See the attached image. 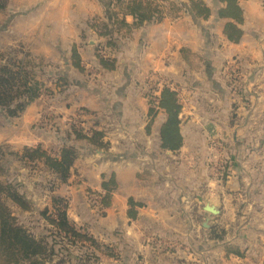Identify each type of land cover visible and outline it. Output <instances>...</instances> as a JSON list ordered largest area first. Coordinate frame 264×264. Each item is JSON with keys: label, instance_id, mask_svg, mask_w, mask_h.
Returning a JSON list of instances; mask_svg holds the SVG:
<instances>
[{"label": "crops", "instance_id": "1", "mask_svg": "<svg viewBox=\"0 0 264 264\" xmlns=\"http://www.w3.org/2000/svg\"><path fill=\"white\" fill-rule=\"evenodd\" d=\"M158 1L166 10L165 18L149 27L146 34L143 30L129 33L117 70L100 73L96 79L102 88L101 99L91 102L85 98L77 106L96 111L114 150H127V158L121 161L93 162L97 178L83 182L85 188L99 193L104 184L102 173L115 174L118 187L111 205L101 217L89 213L90 199L99 197L80 192L75 189L77 185L71 187L76 203L71 202L89 233L101 236L102 232L105 236L119 228L121 236L134 239L138 252L150 255L153 246L166 264H264V0H240V21L220 16L224 5L218 0H202L211 15L199 21L182 9L188 0ZM60 2H64V8L76 9L69 22L63 21ZM15 4L22 6L12 7L7 1V7L23 14L22 30L16 34L26 38L28 30L29 41L23 45L50 46L55 51L51 54L58 55L60 38L70 30L73 40L65 47L67 50L70 46V57H75L71 53L75 44L84 60L82 44L90 50L88 57L93 56L94 47H87L83 34L77 33L78 22L85 17H100L106 7L101 0H22ZM127 21L131 24L132 16ZM230 22L243 31L238 42L225 34ZM229 65L236 71L227 73ZM75 67H71L74 72L70 76L93 82L92 73H80ZM231 73L242 77L246 94L237 119L233 117L234 97L227 82L228 75L234 77ZM105 74L114 76L109 86ZM150 78L160 80V85L169 81L166 86L177 91L182 106L181 149L177 153L162 151L153 158L151 149L141 155V150L131 148L141 142L152 145L159 137H153L150 128L164 120L162 111L151 112L145 97L142 86ZM74 88L79 91V86ZM218 143L229 148H217ZM88 157L85 154L77 164L83 175L88 164H79ZM222 171L225 174L220 175ZM223 175L226 184L219 180ZM131 198L134 206L129 204ZM208 204L219 206L221 213L206 211ZM245 206L241 216L240 209ZM115 209L120 212L111 214ZM83 217L91 218L90 224ZM213 230L226 231V237L211 238ZM151 236L160 238L157 245L149 241ZM163 247L170 252L164 253ZM158 261L155 257L145 264Z\"/></svg>", "mask_w": 264, "mask_h": 264}, {"label": "trees", "instance_id": "2", "mask_svg": "<svg viewBox=\"0 0 264 264\" xmlns=\"http://www.w3.org/2000/svg\"><path fill=\"white\" fill-rule=\"evenodd\" d=\"M7 1L0 0V12L5 14L4 17L0 16V21L6 18ZM101 1L106 5L104 9V18L106 20H103L102 17H95L96 19H93L97 21L88 20V24L89 27L97 28V33L106 36V42L102 44L98 42L100 46H94V57L96 58L95 66L107 72L117 68L120 61L118 55L122 52L124 42L127 41L125 37H129V33L134 30H143L146 34L149 27L163 20L165 12L158 0ZM218 2L224 5L220 9V16L231 17L236 21L242 20L243 8L240 0H218ZM182 9L194 15L197 21H199L198 18H209L211 15V10L202 0H188ZM128 16L133 18L131 24L127 21ZM8 18H11V11L8 14ZM121 32H123L122 35ZM225 34L231 41L238 42L243 31L236 24L230 22L225 27ZM104 46L105 52L109 53L108 57H105L102 51ZM74 55L76 67L81 71L84 70L81 65L82 59L76 50H74ZM24 72V69L13 72L9 71L7 67L0 69V117L12 119L19 116L29 103L38 101L40 94L42 95V82L38 81V83L30 84L26 79L34 75L31 73L30 76L29 74H24ZM48 75L54 83L53 86L58 88L60 93L62 91L63 94L69 91L71 95L72 87L80 84L69 73H48L46 76ZM53 77L56 78L53 79ZM241 78L240 76L232 77L229 75L227 77L228 85L234 97V119L238 118L241 101L245 100L246 95L244 81ZM157 91L148 90L144 94L148 99L151 112L162 110L166 116L159 129V144L162 146V150L177 153L183 145L182 121L180 117L182 106L178 93L167 86ZM55 92L53 87H48V98H52ZM43 94L46 95V93ZM44 98L46 99V97ZM41 100L42 98H40ZM96 113V111L85 107L77 108L75 113L71 115L72 122L69 124V129L61 127L60 130L63 133L61 136L65 137V140H71L73 143L71 147L62 146L58 148L56 155H54V151L57 148L53 146L51 151H47L39 145L38 147L37 145L36 147H25L22 154V157L26 160L25 164L34 166L38 162H42L50 172H54L57 177L62 179H60L61 183H70L73 178L72 168L78 158L86 153L95 152L99 149H109L112 146L110 141L107 140V128L102 124ZM47 116L48 113H46L45 121H38V125L42 126L45 122L52 126L57 124L58 117L56 115H51L48 119ZM62 137H58L60 141L63 140ZM7 166H9L7 160L4 162L1 157L0 146V173L7 172ZM227 168L228 165L225 167V171ZM20 187V184L15 181H12L8 186L0 182V199H3L1 193H5L20 207L28 208L29 205L21 194ZM116 187V180L113 175L109 177V183L103 184V188L106 191L105 194H101V199L98 201L101 207L108 208L111 205L113 190ZM94 203H97V201H94ZM129 204L134 206L133 198L130 199ZM7 205L3 200H0V264H22V262H24L23 264H68L74 257L76 264H78V260L85 264L88 259L91 261L92 258L90 256L95 255V252H98L97 250H102L99 240H97L98 238L96 239V237L91 235L87 229H85L86 231H78L68 225L67 214L64 211L65 209H63V207L67 206V202L61 198L55 199V204L53 203V205L56 207H53V212L45 214L46 222L49 225L52 223L51 227L55 228L51 230L50 235H34L27 231L19 223L18 218L12 215ZM129 214L133 217L136 216L133 211H130ZM210 235L211 238L223 239L226 237V231L213 230ZM80 246L87 247V250L90 251L79 253L78 247ZM105 248H107V245H105ZM71 254H73V257ZM121 255L123 260H125V255L122 253Z\"/></svg>", "mask_w": 264, "mask_h": 264}, {"label": "rangeland", "instance_id": "3", "mask_svg": "<svg viewBox=\"0 0 264 264\" xmlns=\"http://www.w3.org/2000/svg\"><path fill=\"white\" fill-rule=\"evenodd\" d=\"M5 1V0H3ZM16 1H22V0H10L12 3V7L14 5L16 6H22L21 4H15ZM128 1V0H127ZM62 3V6L60 7V13L62 15L63 21L69 22L70 19L74 18V15L76 14L75 7L71 8H64V2ZM163 7V6H162ZM4 10V9H3ZM11 11V18H8V14ZM14 11V13L12 12ZM164 8V12H165ZM19 12V13H18ZM5 16L3 12H0V16ZM77 15L82 17L81 12L77 11ZM23 16L22 13H20L19 9H11L10 7H7L6 9V18L2 19L0 21V69L7 67L9 71H17L19 69H24V74H29L31 76L28 79H26L27 82H30V84L38 83V81L42 82V95L40 94L39 100H32L36 102L29 103L25 110L17 117L12 119H6L0 117V146H1V157L3 158L4 162L9 164L7 166V172L0 173V182L8 186L12 181H15L20 184V192L27 201L29 207L28 208H22L17 203L14 202L12 198H10L7 194L1 193V197H3V200L5 203H7V207L11 211L12 215L18 218V221L20 224H22L27 231L34 235H50L51 230L55 229L52 226V223L46 222V215L45 214H51L53 212V207H56L53 205L55 204L56 198H61L67 202V206L63 207L65 209L67 214V221L68 225L72 226L75 230L80 231H86L88 232L91 230L89 227L84 226V223H81V215L77 212L76 207L72 204L71 201L75 202V196L73 193H75V190L71 189L72 185L75 189H79L80 192H87L89 195H95L98 196L99 199H90L91 207H89L88 212L89 213H95L97 216L104 215V209L105 207H101V205L98 203V201L101 199V194H105L104 188L99 193L98 191H95L93 189H87L84 187L83 182H88V179L90 181L96 180L97 174L94 173L92 169V163H99V164H105L106 162L115 163L118 161H121L123 158H127L128 153L125 148L123 150H120L117 148V151L114 150L113 145L109 149H99L95 152H89L86 153L88 157V160L82 159L80 161L79 166L83 165L86 161L87 166L84 168L87 170V172L83 175L81 172H79L77 164L79 161V158L76 161V164H74L72 168V179L70 183H61L62 179L60 177H57V175L54 172H50L44 163L38 162V164L31 166L25 164V159L22 157L23 150L25 147H32L38 145L40 147H44L47 151L52 150V146L56 147L57 150L54 151V155L58 153V148L69 146L71 147V140L67 139L65 140V137H62L63 133H61V127H69V124L72 122L71 115L75 113V107L79 106L82 100L84 101L85 98H90L92 101H97L101 99V85H97V80L100 75V73H113L115 70L112 71H103L96 65V58L94 57V51L93 49V56L88 57L90 50H88L86 47L80 46L82 50H84L85 53V60L83 59L82 55L78 51L77 44H75V50L77 51L78 55L82 59V66L83 69L80 73H85V70H88L89 73H92L93 75V82L87 83L84 79L77 78L76 80L79 81V85H74L72 87V93L70 95V92L68 91L66 94H63L62 91L58 90V88L53 86L52 79L49 78V75L46 76L48 73H60V74H66V73H72L74 72V69L71 67H75L76 59L73 55L70 57V46L67 50H65L66 45H71V35L73 34L70 30L66 31L64 34V37L60 38V41L62 42L61 49L58 50V55L51 54L55 53L53 49H51L50 46H25L22 43L29 41L28 36V30L26 29V38H20L16 34L20 33L22 30V24H21V17ZM102 17L103 20H106L104 17V13L99 15ZM86 19H83L81 22L79 20L78 22V29L77 33L83 34L81 37L85 41V45L89 47V45L94 46H100L99 43L106 42V36L100 33H97V28L95 27H89L88 20L96 22L97 20L94 19H88V17H85ZM95 18V17H93ZM165 18V16H164ZM163 18V19H164ZM88 19V20H87ZM96 19V18H95ZM50 32V31H48ZM86 33H88V37L84 38L86 36ZM123 32H121L122 35ZM76 36V34H75ZM125 37V36H124ZM89 38L94 40V43L89 42ZM130 37H125L126 40H128ZM91 40V41H92ZM36 41V40H34ZM63 43H66L65 45ZM74 45V44H73ZM72 47V46H71ZM105 46L102 48V51L104 53L105 57L109 56V53L105 52ZM107 49V48H106ZM108 51V50H107ZM74 53V51L71 50V53ZM119 60L121 59L120 55H118ZM89 58V59H88ZM119 66V65H118ZM117 66V67H118ZM77 68V67H75ZM78 69V68H77ZM80 70V69H78ZM20 73V72H15ZM156 74V73H154ZM56 75V74H55ZM115 77L116 74H114ZM56 77H53L55 79ZM105 78L107 79L106 83L109 86L114 81V76L109 75L108 77L105 74ZM118 78V77H117ZM161 80L165 79L166 77H159ZM117 81V80H116ZM156 81V83H155ZM169 81H162L160 85V80L156 79H147V81L143 84L142 88L145 92L148 90H159L162 86H166V84ZM44 83V84H43ZM46 83V85H45ZM99 83V82H98ZM100 84V83H99ZM160 85V88L158 86ZM75 86H79L78 92H76ZM86 90H85V87ZM40 87V89H41ZM48 87H53L55 89V95L52 98H48L47 89ZM162 87V88H163ZM39 90V89H38ZM106 91V88L104 87L103 93ZM43 93H46L43 94ZM105 94V93H104ZM70 95V96H69ZM46 97V99L44 98ZM38 98V97H37ZM40 98L42 100L40 101ZM147 98V97H146ZM45 99V100H44ZM148 100V99H147ZM79 108V107H77ZM162 111V110H159ZM158 111V113H159ZM163 112V111H162ZM46 113H48L47 119L51 117V115H56L58 117V122L56 125L52 126L48 122H45L42 126L38 125V121L44 122L46 119ZM164 115V113H163ZM164 120L166 116L164 115ZM76 121V120H75ZM162 124V123H161ZM153 125L150 128V132L153 137H159V129L160 125ZM69 129V128H68ZM58 137H62V141ZM133 149L141 150V155L143 153H148V149H151L150 151V157L153 158L157 153L162 155V146L159 144L158 140H153L152 145L147 144V142H141L139 144H136L132 146ZM217 148L220 149H228V145L224 143H218ZM100 157H98V156ZM81 157H84L82 155ZM80 157V158H81ZM8 158V159H7ZM9 160V162H8ZM175 164V163H174ZM97 165V164H96ZM115 176L116 185L117 184V176L115 174H109L102 173L101 179L102 182L109 183V177ZM61 179V180H60ZM89 185L91 183H88ZM70 186V187H68ZM83 186V189L81 188ZM117 187L115 190H113V196L114 193L117 190ZM79 196V201H81L83 198L82 194ZM94 201H97V203H94ZM35 203H38V205L42 208L41 212L36 211ZM72 205V206H71ZM241 216L242 213L246 211V206L243 209L241 207ZM119 209H115V211H110L111 214L119 213ZM245 214V213H244ZM84 218V217H83ZM77 219V220H76ZM91 218H87L86 220L87 224H90ZM222 228V227H221ZM146 231H149L146 229ZM93 235V234H91ZM96 237L97 240H99V243L102 247V250H97L98 252H95V255H91L92 258L91 261L88 259V262L85 264H145L148 261H151V259H155V257H158L159 264H166L162 257L160 258V255L154 251V248L152 246V250L150 255H145L144 253H140L135 249V241L132 237L129 236H121V231L119 228H115L112 230L108 236L102 235H93ZM160 239L157 236L156 237H149L150 242H155V245H157V240ZM107 245V248L104 249L105 245ZM157 247V246H154ZM161 247L159 244L158 248ZM164 248V247H163ZM79 253H87L89 252L87 250V247L84 248V246L78 247ZM107 251V252H106ZM135 252H137L135 254ZM170 252L168 251V248H164V253ZM74 255H76L74 252H72ZM102 253V254H101ZM122 254L125 255V260H123ZM174 254H177L176 251L172 252ZM73 254L71 256L73 257ZM90 254V253H89ZM117 255V256H116ZM89 256V255H88ZM140 258V260H139ZM73 260V261H72ZM75 257L74 259H71L68 264H76L75 263ZM168 263H171L172 260L167 261ZM24 262H22L23 264ZM53 263V262H50ZM78 264H84L81 263L80 260H78Z\"/></svg>", "mask_w": 264, "mask_h": 264}, {"label": "water", "instance_id": "4", "mask_svg": "<svg viewBox=\"0 0 264 264\" xmlns=\"http://www.w3.org/2000/svg\"><path fill=\"white\" fill-rule=\"evenodd\" d=\"M94 42H95L94 40L91 41V43H94ZM35 206H36V211H38V212L42 211V208L38 205V203H35ZM205 210L208 211V212H211L213 214H220L221 213V211L219 209V206L214 205V204H208L205 207ZM204 226L210 227L208 222H204Z\"/></svg>", "mask_w": 264, "mask_h": 264}, {"label": "built area", "instance_id": "5", "mask_svg": "<svg viewBox=\"0 0 264 264\" xmlns=\"http://www.w3.org/2000/svg\"><path fill=\"white\" fill-rule=\"evenodd\" d=\"M231 68L234 69L232 65H229V66L227 67V73H230V72H232V71H236V70H232ZM231 75H233L234 77H238V76H239L238 73H231ZM226 161L229 163L228 159H227ZM218 170H219V169H218ZM219 171H220V170H219Z\"/></svg>", "mask_w": 264, "mask_h": 264}, {"label": "flooded vegetation", "instance_id": "6", "mask_svg": "<svg viewBox=\"0 0 264 264\" xmlns=\"http://www.w3.org/2000/svg\"><path fill=\"white\" fill-rule=\"evenodd\" d=\"M224 171H225V170H224ZM224 171H222L220 175L225 174ZM220 175H219V176H220ZM216 177H217V176H216ZM224 177H226V175H223L221 178L218 177L219 180L222 182L221 184H226V179H224ZM222 186H223V185H222ZM226 192L229 193V191H226Z\"/></svg>", "mask_w": 264, "mask_h": 264}]
</instances>
